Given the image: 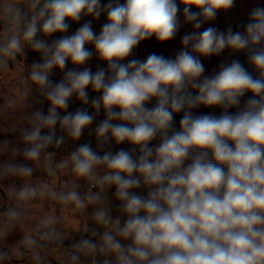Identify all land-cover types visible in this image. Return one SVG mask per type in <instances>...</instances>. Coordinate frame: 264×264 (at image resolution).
<instances>
[{
    "label": "clouds",
    "instance_id": "obj_1",
    "mask_svg": "<svg viewBox=\"0 0 264 264\" xmlns=\"http://www.w3.org/2000/svg\"><path fill=\"white\" fill-rule=\"evenodd\" d=\"M235 2L11 0L3 4L12 27L0 43V66L25 55V46L39 53L41 60L32 63L27 79L50 103L47 114L37 109L31 127L20 130L24 158L39 161L44 153L49 175L70 167L77 178L101 189L82 197L76 191L78 184L57 193L44 183L25 185L16 195L24 201L48 195L85 209L99 204L103 191L115 186L118 210L126 216L113 220L106 208H98L93 219L106 230L99 244L81 240L75 245L79 252L111 255L114 264H264V7L249 12L248 23L240 26L242 32L231 27L198 31ZM181 5L184 22L195 29L182 36V49L174 57L152 53L144 60L128 59L142 41L155 37L164 43L177 36ZM101 15H106V22L98 34L91 20L66 34L69 21L80 22L87 16L98 20ZM55 33L64 35L49 42L46 37ZM225 49L246 52L258 75L239 60L221 63L219 71L205 75L201 57L219 56ZM93 55L107 67L81 70ZM69 60L76 67L68 68ZM57 68L64 73L58 82L50 78ZM89 87L99 95L90 97ZM249 92L252 96L241 108V98ZM73 96L95 114L83 107L68 112ZM201 106L219 107L222 112L194 114ZM233 107L237 111L229 113ZM101 110L105 119L93 130L98 147L103 150L112 141L132 147L101 155L84 143L53 168L54 153L46 149L65 143L64 135L56 136V126L78 141ZM61 111L66 114L61 116ZM178 113L183 115L177 129ZM100 168L103 175L98 174ZM2 172L30 177L33 168L6 164ZM136 189H146L147 194ZM7 215L15 220L20 214L10 210ZM55 222L49 217L43 224ZM41 238L49 239L50 234ZM23 244L33 248L36 241L26 235ZM104 264L113 261L105 259Z\"/></svg>",
    "mask_w": 264,
    "mask_h": 264
},
{
    "label": "rangeland",
    "instance_id": "obj_2",
    "mask_svg": "<svg viewBox=\"0 0 264 264\" xmlns=\"http://www.w3.org/2000/svg\"><path fill=\"white\" fill-rule=\"evenodd\" d=\"M8 1L0 0V41L6 40L10 35L9 30L12 27L11 22L3 12V4ZM257 6L264 7V0H236L235 6L231 10L219 12L214 21L206 22L198 31H203L208 27H215L219 31H226L239 18L248 15ZM102 25L101 20L98 19L94 28L97 34ZM194 30L192 25L189 26V23H185L181 19V27L177 36L173 40L161 44L166 45L170 56L174 57L183 47L181 43L182 36ZM66 34L70 35L71 33L68 32ZM61 35L64 34L55 33L51 37H46V39L51 42V40ZM159 43L155 37L142 41L128 59L135 58L142 60L143 56L149 55L150 52L158 48L155 45ZM25 47L27 48V46ZM91 50L94 51V49ZM162 55L166 57L165 54ZM201 59L205 66L208 58L201 57ZM31 65L25 63L24 57L23 60L17 58L15 60H7L5 65L0 66V134L30 128L32 113L37 109L44 110L46 101L43 100L36 87L27 79L28 74H26V70L30 71ZM67 67L74 68L76 66L69 60ZM83 67H89L92 71H96L100 67L106 68L107 65L93 55L88 64L80 66V69L82 70ZM53 72V76H56L57 79H63L64 73L58 68L53 69ZM212 74L214 73L211 72ZM29 88L31 91L25 95V90ZM87 92L90 97L99 95L91 87L87 89ZM10 100L14 101V103L10 104ZM40 100H43V102L40 103ZM77 102L80 101L73 96L70 100V106ZM96 126L97 121L95 119L92 125L84 130L82 137L78 141L71 140L65 135V143L63 149H61L62 153L64 152L62 154L64 156L61 159H59V156L56 159L52 158V167L55 168V165L59 161L66 159L70 155L73 151L70 148L75 150L82 141L93 137L95 134L93 130ZM56 136L59 137L61 135ZM25 147L26 145L21 136L0 138V209L4 207V210L0 212V264H72L70 258L65 255L66 247L62 246L63 243L60 237L68 238L78 231H86V229L82 230L87 227L85 219L89 221L90 215H93L98 208H106L113 219V213L118 209L120 202L118 200L115 201L113 195L102 193L103 199L99 204H89L85 209H77L73 206L74 212L72 213L71 204L65 205L48 195L40 196L38 194L30 200H20L16 193L25 185L38 187L47 183L50 188L60 193L71 190L73 184H78L79 186L76 188V191L82 197L89 192H95L90 189L88 181L86 182L85 178H77L72 173L70 167L63 170L56 169L55 175H49L47 172L48 162L45 159L44 153L41 154L39 161H29L22 154ZM6 164H27L33 168V173L30 177L4 174L2 168ZM2 191H4L7 197L6 205ZM10 210L18 212L20 214L19 217L15 220H10L7 215ZM49 217L54 218L56 222L50 226H45L43 221ZM93 221L99 231L104 232L106 230L103 225L98 224L94 219ZM89 227L92 228L93 226L90 225ZM53 228L55 229V233L51 232ZM44 229L50 230V235L54 239L49 245L42 246L43 260L40 251L37 250V246L42 245L38 236L39 231ZM26 235H30L36 241L33 248L29 249L23 244ZM36 256L39 257V260L35 258Z\"/></svg>",
    "mask_w": 264,
    "mask_h": 264
},
{
    "label": "crops",
    "instance_id": "obj_3",
    "mask_svg": "<svg viewBox=\"0 0 264 264\" xmlns=\"http://www.w3.org/2000/svg\"><path fill=\"white\" fill-rule=\"evenodd\" d=\"M8 2H11V0H9ZM107 2H108V0H102V3H107ZM120 2L123 3L124 0H120ZM182 7H183V6L181 5V10H180V13H179V15H180V19H183ZM193 10H196V9H193ZM99 19L101 20V23L104 24V23H105V20H106V15H101V17H100ZM86 20H91V21H92V26H93V29H94L95 26H96V21H98V20H97V19H94V18H92V17H90V16H87V17H84L80 22H71V21H69V23H70V28H69V31H68V32L72 34V32H73V31H76V29H78V28L81 26V24H83ZM191 25H192V24L189 23V26H191ZM159 46H163V47L166 48V45L161 44V43L155 45V47H159ZM147 56H148V55L143 56V59H142V60L146 59ZM232 60H239V61H240V62H241V63H242L247 69H248L249 72H252L254 75H258V73L255 72L254 67L251 66V65L248 63V57H247V53H246V52H244V51L234 52V51H232V50H230L226 56L220 58V59H219V60H218L213 66H212V68H211V72L214 73V72H216V71H219V65H220L221 63H230ZM93 72H95V71H93ZM251 96H252V93L249 92V93H246L245 96L241 98V105H240L241 108H243L244 103H245V102H246ZM154 103H155V101H153L152 104H150L149 106L154 105ZM228 111H229V113H235V112L237 111V108L233 107V108H230ZM193 112H194V114H196V115H200V114H214V115H217V116H218V115L221 114L222 109L219 108V107L211 108V107H203V106H201V107H199L198 109H194ZM182 115H183V113H178V114L175 115V126H176L177 129L179 128V120L181 119ZM114 123H116V121H114ZM82 143H90L91 146H92V148H93V150L99 152L101 155H103L104 152H106V151L116 152V151H118V150L121 149V148L126 149V150H129V149L132 147V146H131L129 143H127V142H124V143H122V144L117 145L114 141H112L109 145H106V146L104 147L103 150H101V149L98 147V145H97V140H96V136H95V134L93 135V137H89L88 140L82 141L81 144H82ZM155 143H158V141H154V144H155ZM81 144H80V145H81ZM63 146H64V143L61 144L59 147H56L55 144H53V145H50V146L46 149V151H47V152L54 153V155H53L52 158H55V159H56L57 156H59V157H60L59 159H61V158H63V156H64V155H62L64 152L62 153V150H61V149H63ZM70 149L74 151L73 148H70ZM59 159H58V160H59ZM97 171H98V174H99V175H103V171H104V169H103V168H100V169H98ZM85 180H86V182L88 181V183H89V187H90L91 190H93V191H95V192H96V191H97V192H100V191H101L100 188H96V189H95V188H91V186H90V182H92V181H90V180H88V179H85ZM85 185H86V184H85ZM86 188L89 189L87 186H86ZM135 191L137 192V189H136ZM103 193H108V194H111V195H113V196L115 197V195H114V193H115V186H113V187H111V188H106V189L103 191ZM137 193L140 194V195H141V194H142V195H143V194L146 195V194H147V190H146V189H140ZM117 200H118V199L115 197V201H117ZM71 205H72V206H71V209H72V207H73L74 205H73V204H71ZM87 206H88V205H87ZM73 212H74V211H73V209H72V213H73ZM76 216H77V214H76ZM88 220H89V221H87V220L85 219V223H86L87 227L83 228L82 230L86 229V231H87V230L90 228V227H89L90 225H92L93 227L95 226V225H94V221H93V215H90V218H89Z\"/></svg>",
    "mask_w": 264,
    "mask_h": 264
},
{
    "label": "trees",
    "instance_id": "obj_4",
    "mask_svg": "<svg viewBox=\"0 0 264 264\" xmlns=\"http://www.w3.org/2000/svg\"><path fill=\"white\" fill-rule=\"evenodd\" d=\"M75 31H73L72 33H74ZM87 108V110L89 111V114H95L94 110L90 107V105H82L81 102H77L71 106H69V108L67 109L68 112H75L77 109L79 108ZM66 112L61 111L60 115L63 116L65 115ZM103 119H105V115L103 113V110H101L100 114L96 116V121H97V125L99 124L100 121H102ZM48 131V130H47ZM56 135H66V133H64L60 128H59V124L56 126ZM154 144V141L152 142ZM140 189H137V192ZM121 216L123 217V214L116 209L113 213V219H115L116 217ZM124 219H126V216L123 217ZM123 218L121 220V223H123ZM48 232L50 234V230L48 229H44V230H40L39 231V236L38 238H40V242H41V247L42 246H47L50 244V242H53V239L50 235L49 239H42V235ZM96 233L97 236H93V234ZM102 231H99L95 226L90 228L87 231H78L77 233L72 234L70 237L68 238H61V242L63 243L62 246L63 247H68V246H72L73 248V255L78 256L77 260H73L72 256H70V260L72 264H104L105 259L111 260L113 261L114 264V257L111 255L106 256L103 253H100L99 251H97L96 253L93 254H85V253H81L79 252L75 245H77L81 240L83 239H90L93 242H96L97 244L100 243V237L102 235ZM58 238V237H57ZM124 243H127L126 241H122Z\"/></svg>",
    "mask_w": 264,
    "mask_h": 264
},
{
    "label": "water",
    "instance_id": "obj_5",
    "mask_svg": "<svg viewBox=\"0 0 264 264\" xmlns=\"http://www.w3.org/2000/svg\"><path fill=\"white\" fill-rule=\"evenodd\" d=\"M249 21V15H246V16H243L241 18H239L234 24L233 26L231 27L234 31H243V27H240L241 25H244V24H247ZM91 46V45H90ZM90 46H87L89 49H90ZM228 50L230 49H225L219 56H211L207 59V62L205 64V69H206V72H205V75H211V68L212 66L222 57L226 56ZM152 53H156V54H165L166 57H171L168 50L163 47V46H160L156 49H154L152 52L149 53L152 54ZM147 58V57H146ZM52 80L53 79H56L58 81H60L59 79L55 78V77H50ZM45 106H44V110L43 112L45 114H47V111H48V108L50 107V103L45 100ZM42 134H45V129L42 130ZM11 136H21V132L20 131H12V132H5V133H1L0 134V138H3V137H11ZM22 137V136H21ZM2 194H3V198H4V202H5V205H6V202H7V197H6V194L4 193V191H2ZM4 210V207L2 209H0V212ZM1 239V238H0ZM39 251H40V254H41V257L42 259L44 260V254H43V251L42 249L39 248ZM10 252V251H9Z\"/></svg>",
    "mask_w": 264,
    "mask_h": 264
},
{
    "label": "flooded vegetation",
    "instance_id": "obj_6",
    "mask_svg": "<svg viewBox=\"0 0 264 264\" xmlns=\"http://www.w3.org/2000/svg\"><path fill=\"white\" fill-rule=\"evenodd\" d=\"M2 42H4V41H0V43H2ZM87 46H90V45H87ZM91 49H94L92 45L90 46V50ZM24 57H25V63H29V64H32L33 62H37V61H40L41 60V55L39 53L33 51L29 47H27V48L25 47V55H23V56L18 55L17 56V59L23 60ZM26 74H29V71L26 70ZM51 77L57 78L56 76H51ZM53 80L56 81V82H58V80H56V79H53ZM45 133H47V129H45ZM39 248L41 249L42 247L41 246H39V247L37 246V250L38 251H39ZM31 250H33V249H31Z\"/></svg>",
    "mask_w": 264,
    "mask_h": 264
},
{
    "label": "built area",
    "instance_id": "obj_7",
    "mask_svg": "<svg viewBox=\"0 0 264 264\" xmlns=\"http://www.w3.org/2000/svg\"><path fill=\"white\" fill-rule=\"evenodd\" d=\"M45 134H46V133H45ZM82 144H84V143H82ZM90 186H91V188H95V189H96V188H100L99 186H95L93 182H90ZM93 236H97V234L94 233ZM65 255H66L67 257H70V256L73 255V248H72V246H68V247H66ZM94 264H95V263H94Z\"/></svg>",
    "mask_w": 264,
    "mask_h": 264
}]
</instances>
